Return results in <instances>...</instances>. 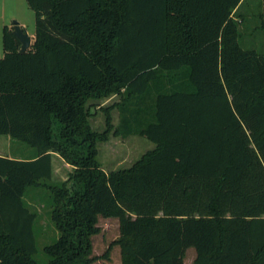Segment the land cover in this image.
I'll use <instances>...</instances> for the list:
<instances>
[{
	"label": "trees",
	"instance_id": "1",
	"mask_svg": "<svg viewBox=\"0 0 264 264\" xmlns=\"http://www.w3.org/2000/svg\"><path fill=\"white\" fill-rule=\"evenodd\" d=\"M25 2L29 49L2 28L0 134L36 153L0 156V264H39L29 186L52 200L47 264H90L98 216L118 220L121 264H184L190 247L193 264H264V53L239 43L250 18L264 31V0ZM112 95L92 130V101ZM132 122L155 147L105 172L96 143ZM54 154L71 166L64 180Z\"/></svg>",
	"mask_w": 264,
	"mask_h": 264
},
{
	"label": "rangeland",
	"instance_id": "2",
	"mask_svg": "<svg viewBox=\"0 0 264 264\" xmlns=\"http://www.w3.org/2000/svg\"><path fill=\"white\" fill-rule=\"evenodd\" d=\"M14 21L24 24L28 34L30 36L34 35V13L27 6L25 0H0V57H2L3 50L2 28L5 25L11 27ZM254 26L255 21L251 18L245 23H240V46L244 49L264 53V31L254 30ZM155 96L156 91L153 89L149 90L145 95L146 102L151 103ZM118 101L119 97L116 95L92 101V115L89 118L92 130L101 132L105 129V113L102 109ZM109 115L113 128L117 127L120 122L118 108H111ZM130 126H132L131 130L133 132L129 135H113L110 132L105 141H98L96 143V158L100 167L105 172L128 168L142 154L155 147L153 142L134 132L138 126H142L141 123L132 122ZM35 153V148L27 143L11 138L8 135L0 134V155L27 159L34 156ZM56 160L57 162H55L54 157L51 158V165L54 171L53 178L55 180H64L67 177L70 167H64L58 158ZM22 200L24 206L35 214V220L33 222L35 253L32 257L39 264H47L49 257L45 254L43 248L52 244L59 236L51 220L52 200L50 193L44 187L29 186L26 188ZM97 227L98 232L90 237L91 252L89 257L93 259L90 264H121L119 246L114 244V241L118 238V220L112 217L104 218L98 216ZM107 250V256L103 257L102 255ZM194 256V248H187L184 253V264H193Z\"/></svg>",
	"mask_w": 264,
	"mask_h": 264
},
{
	"label": "water",
	"instance_id": "3",
	"mask_svg": "<svg viewBox=\"0 0 264 264\" xmlns=\"http://www.w3.org/2000/svg\"><path fill=\"white\" fill-rule=\"evenodd\" d=\"M10 28L13 36L19 42V52L23 53L26 50H28L31 45V42H30V36L27 34L26 30L15 21L12 22Z\"/></svg>",
	"mask_w": 264,
	"mask_h": 264
},
{
	"label": "crops",
	"instance_id": "4",
	"mask_svg": "<svg viewBox=\"0 0 264 264\" xmlns=\"http://www.w3.org/2000/svg\"><path fill=\"white\" fill-rule=\"evenodd\" d=\"M18 24L21 26V27H23L24 29H25V27H24V24H22V23H20V22H18ZM5 26H8V25H5ZM9 27V26H8ZM26 30V29H25ZM26 32H27V30H26ZM27 34H28V32H27ZM29 35V34H28ZM30 36V35H29ZM32 41H33V36H30V42L32 43ZM2 56H3V50H2ZM0 156H2V155H0ZM52 157H54L55 158V162H57V160H56V158H58L62 163V165L65 167H70V169H69V171L71 170V166L70 165H68V164H66L57 154H54V155H52ZM11 158V157H10ZM53 170V169H52ZM53 173H54V171H53Z\"/></svg>",
	"mask_w": 264,
	"mask_h": 264
}]
</instances>
